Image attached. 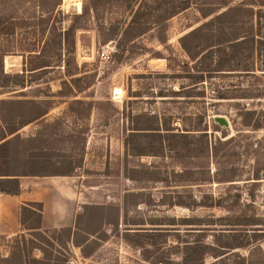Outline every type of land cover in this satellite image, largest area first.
Wrapping results in <instances>:
<instances>
[{"label":"rangeland","instance_id":"rangeland-1","mask_svg":"<svg viewBox=\"0 0 264 264\" xmlns=\"http://www.w3.org/2000/svg\"><path fill=\"white\" fill-rule=\"evenodd\" d=\"M188 1L160 33L155 28L163 23L168 0H0V99L6 100L0 111L7 124L21 126L16 131L21 137L38 136L10 146L8 152L24 154L26 162L16 160L9 168L57 174L49 180L70 185V225L84 206L102 207L90 210L82 223L100 229L88 248L92 256L83 257L71 245L69 253L60 248L68 264H151L143 249L123 239L130 225L122 217L114 230L118 208L126 222L152 228L130 240L152 250L150 260L176 244L163 229L174 228L181 240L221 249L220 257H207L204 264H264V0ZM229 6L245 8L233 15L245 20L238 31L256 34L253 54L250 44L243 45L232 64L253 70L215 74L183 96L177 91L189 80L184 64L196 73L208 60L204 52L191 60L179 37L208 19L200 9ZM70 25L78 26L73 34L66 32ZM218 91L231 98H217ZM45 106V115L32 119ZM202 110L209 128L202 141L167 140L163 130L148 135L133 129L158 122L178 132L193 127ZM213 115L226 117L229 126L215 123ZM244 120H258L260 127ZM130 131L137 132L131 141L143 154L130 153ZM8 152L1 151L0 158ZM254 172L258 179H252ZM128 192L141 195L127 197ZM171 219L175 225L164 224ZM21 229L16 234L27 232ZM16 234L0 233V254L9 252ZM32 254L41 256L38 250Z\"/></svg>","mask_w":264,"mask_h":264},{"label":"trees","instance_id":"trees-1","mask_svg":"<svg viewBox=\"0 0 264 264\" xmlns=\"http://www.w3.org/2000/svg\"><path fill=\"white\" fill-rule=\"evenodd\" d=\"M189 7L188 0H168L166 4L165 17L163 23L158 26L156 25L155 29L157 32H166L165 21L178 14L181 11H184ZM243 6H229L226 9L220 11L217 8L211 9H200L201 16L203 18H208L202 24L192 28L191 30L184 33L179 37V43L184 52L188 55L191 60H195L198 57V53H203V60L207 61L203 64L202 68L196 73L192 72V67L184 64L183 71L185 72L183 77L188 78L187 84H180L179 90L177 91L183 96H191L192 89L198 84L203 82L207 78L213 77L215 74H225L223 72H232V71H248L253 69H237L232 64L233 61L238 57L243 45L250 44L249 54H253V44L255 43V33L254 32H244L241 33L238 31L239 25L244 24V19H236L233 15L238 14L237 12L244 10ZM139 13V8L136 11V14ZM252 18V16L250 17ZM260 21V20H259ZM261 22V21H260ZM132 24H130L131 27ZM158 26V27H157ZM252 26V24H251ZM188 26L187 28H189ZM78 28V26L70 25L66 30L67 33L73 34ZM154 28V27H153ZM151 29V28H148ZM166 37H160V43L166 42ZM199 44L200 48L195 50V48L189 43L191 42ZM196 47V46H195ZM153 56L162 58L158 52L154 53ZM36 69V68H34ZM2 74V72H0ZM9 74H4L3 76H8ZM72 75V74H70ZM73 82L76 81V78L72 79ZM160 96H165L161 95ZM216 97L219 99L231 98L227 96L225 92L218 91ZM6 100L0 99V104H4ZM80 102V100H76ZM39 103H44L43 100H39ZM48 110V106H45L43 109L39 110L38 113L33 116L32 119H37L45 115ZM245 114H253L250 110H246ZM153 117V116H151ZM31 119V120H32ZM30 120V121H31ZM28 121V122H30ZM207 110H202L197 115V121L193 127L182 128L178 132H174L172 128H160L158 122L156 124H151L147 126H140L133 128L134 131H142L144 134H159L163 130V136L169 140L173 137H195L198 140L202 141L207 137ZM245 125H251L252 127H260L258 120H244ZM18 124L10 126L7 124L5 119V114L0 111V152L1 151H10L9 148L12 144L17 142L30 143L36 141L38 138L37 134L28 137H21L16 133L20 128ZM216 128L215 125H213ZM134 131H130V153L134 155L143 154L141 150H137L136 146L132 144V136H134ZM127 148L129 147L128 139L126 138L125 142ZM129 149V148H128ZM162 149V147H161ZM171 149V148H168ZM208 151V146H207ZM24 154H16L8 152L0 158V162L5 164L4 168L0 167V194H9L17 195L20 193V181L21 176H51L57 174H44L40 170L27 168V169H16L11 170L9 167L16 160H19L21 163H25ZM38 160H43V158H37ZM68 175V174H63ZM258 173L254 172L252 174V179H258ZM127 197H139L141 192H128L125 194ZM142 200H139L138 203H141ZM172 205V204H170ZM201 206L206 207H221L220 202H202ZM84 209L77 213L74 216L73 223L68 226H61L49 229H42V203L38 201H28L24 202L20 206L19 210V222L22 227V231L26 230L27 234L21 232L15 235V244L12 245L7 254H0V264H68L69 256H66L61 252L60 248L64 249L66 252L70 249V245L76 248H79L80 253L83 257L92 256L94 250H89L88 248L96 242L98 238L99 228L89 230L84 228L83 221L86 218L90 217V210L98 211L102 207L100 205H90L84 206ZM116 220L115 223H112L114 230L118 231V225L120 224V217L123 218V221L126 225L130 227L124 228L122 237L127 243L143 249L141 254L144 260L148 261L151 264H204L207 257L218 258L223 252L217 250L214 247H209L206 244H200L199 240H181L179 232H176L174 228H163L166 232L172 233L166 234L171 235L176 244H168L164 248L163 255L155 260H150L152 250L144 248L139 242H130L131 237H140L144 234L142 233H152L150 230L152 228L141 227L145 223L143 222H126L125 216L126 213L120 212V208L116 211ZM156 224V223H150ZM167 225H175L174 219L169 220V222L164 223ZM172 229V230H170ZM149 231V232H148ZM170 231V232H169ZM175 231V232H171ZM246 233L245 237L249 240V235L247 230H244ZM222 233V232H220ZM151 235V234H145ZM94 236V238H91ZM164 244L168 243V237L163 241ZM154 245V243L149 244ZM244 245V244H242ZM233 248L234 246H230ZM33 250H38L41 253L40 257H36L32 254ZM30 255H28V253ZM69 253V252H68ZM69 255V254H68ZM217 259L216 261L220 260Z\"/></svg>","mask_w":264,"mask_h":264},{"label":"crops","instance_id":"crops-1","mask_svg":"<svg viewBox=\"0 0 264 264\" xmlns=\"http://www.w3.org/2000/svg\"><path fill=\"white\" fill-rule=\"evenodd\" d=\"M30 177L19 178V194H0V233L13 235L20 231L22 228L19 222L20 206L28 201L42 203V229L70 225L73 218V205L67 193L71 191V186L69 185L66 189L62 180L51 182L55 181L49 180L54 176H34L38 177V180Z\"/></svg>","mask_w":264,"mask_h":264},{"label":"water","instance_id":"water-1","mask_svg":"<svg viewBox=\"0 0 264 264\" xmlns=\"http://www.w3.org/2000/svg\"><path fill=\"white\" fill-rule=\"evenodd\" d=\"M212 118L213 121L220 126H224V127L229 126L228 120L223 115H213Z\"/></svg>","mask_w":264,"mask_h":264},{"label":"bare ground","instance_id":"bare-ground-1","mask_svg":"<svg viewBox=\"0 0 264 264\" xmlns=\"http://www.w3.org/2000/svg\"><path fill=\"white\" fill-rule=\"evenodd\" d=\"M116 93H120V90L116 89Z\"/></svg>","mask_w":264,"mask_h":264},{"label":"built area","instance_id":"built-area-1","mask_svg":"<svg viewBox=\"0 0 264 264\" xmlns=\"http://www.w3.org/2000/svg\"><path fill=\"white\" fill-rule=\"evenodd\" d=\"M104 54H105V51H103L102 55H104Z\"/></svg>","mask_w":264,"mask_h":264}]
</instances>
